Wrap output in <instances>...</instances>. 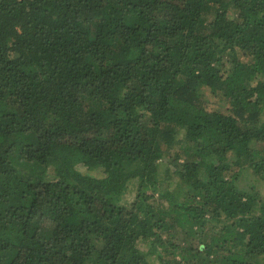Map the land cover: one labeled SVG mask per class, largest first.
Listing matches in <instances>:
<instances>
[{
	"label": "trees",
	"instance_id": "16d2710c",
	"mask_svg": "<svg viewBox=\"0 0 264 264\" xmlns=\"http://www.w3.org/2000/svg\"><path fill=\"white\" fill-rule=\"evenodd\" d=\"M246 168L264 0H0V264H264Z\"/></svg>",
	"mask_w": 264,
	"mask_h": 264
},
{
	"label": "rangeland",
	"instance_id": "374dc122",
	"mask_svg": "<svg viewBox=\"0 0 264 264\" xmlns=\"http://www.w3.org/2000/svg\"><path fill=\"white\" fill-rule=\"evenodd\" d=\"M207 99H208V105L207 107L209 109H214V110H226L227 107L229 106L227 102V100L221 98V97H217L214 96L212 94H208L207 95ZM178 149H180V146L175 147V150L177 151ZM172 151L167 150L166 154L164 155V157L162 158V160L159 162V172H160V179L164 180L165 179V173H166V169L165 167H173L170 163L171 158L169 157V155H171ZM78 169L85 173V174H89V175H93V176H101L102 172L99 169H89L88 167L84 166V165H78ZM241 171V177L238 178L239 180V185L244 188L245 190H250L251 189V185H254L255 190H258L259 192H261L262 195H264V179L262 178H258L257 176L253 175L252 172L250 171L249 168L240 170ZM139 246L141 247V249L147 253H149L148 257L151 260V262L153 264H160V260L158 258L159 254V248L158 245L156 243L151 244V245H146L145 243L141 242L139 244ZM152 251V252H151ZM170 264H176L173 260L172 263ZM183 264V263H181Z\"/></svg>",
	"mask_w": 264,
	"mask_h": 264
}]
</instances>
